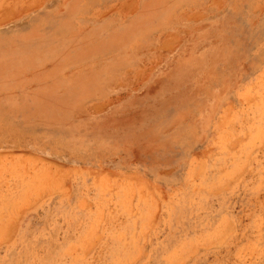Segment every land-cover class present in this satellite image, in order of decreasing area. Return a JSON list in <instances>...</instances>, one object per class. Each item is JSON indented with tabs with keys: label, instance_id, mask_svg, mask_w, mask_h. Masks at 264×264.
Listing matches in <instances>:
<instances>
[{
	"label": "rangeland",
	"instance_id": "374dc122",
	"mask_svg": "<svg viewBox=\"0 0 264 264\" xmlns=\"http://www.w3.org/2000/svg\"><path fill=\"white\" fill-rule=\"evenodd\" d=\"M0 264H264V0H0Z\"/></svg>",
	"mask_w": 264,
	"mask_h": 264
},
{
	"label": "bare ground",
	"instance_id": "6f19581e",
	"mask_svg": "<svg viewBox=\"0 0 264 264\" xmlns=\"http://www.w3.org/2000/svg\"><path fill=\"white\" fill-rule=\"evenodd\" d=\"M108 124V123H107Z\"/></svg>",
	"mask_w": 264,
	"mask_h": 264
}]
</instances>
